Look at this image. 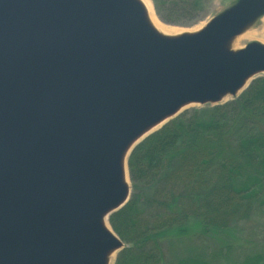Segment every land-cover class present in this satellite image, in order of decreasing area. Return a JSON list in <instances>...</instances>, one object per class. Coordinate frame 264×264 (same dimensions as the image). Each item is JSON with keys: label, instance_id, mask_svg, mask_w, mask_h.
Masks as SVG:
<instances>
[{"label": "water", "instance_id": "95a60500", "mask_svg": "<svg viewBox=\"0 0 264 264\" xmlns=\"http://www.w3.org/2000/svg\"><path fill=\"white\" fill-rule=\"evenodd\" d=\"M262 16L235 0L165 34L142 0H0V264H114L130 153L264 75V43L234 48Z\"/></svg>", "mask_w": 264, "mask_h": 264}, {"label": "trees", "instance_id": "16d2710c", "mask_svg": "<svg viewBox=\"0 0 264 264\" xmlns=\"http://www.w3.org/2000/svg\"><path fill=\"white\" fill-rule=\"evenodd\" d=\"M204 1L163 0V19L194 21ZM128 171L130 198L109 217L124 242L114 264H210L208 241L231 248L234 223L264 204V75L233 100L185 109L149 134ZM262 262L254 253L241 264Z\"/></svg>", "mask_w": 264, "mask_h": 264}, {"label": "rangeland", "instance_id": "374dc122", "mask_svg": "<svg viewBox=\"0 0 264 264\" xmlns=\"http://www.w3.org/2000/svg\"><path fill=\"white\" fill-rule=\"evenodd\" d=\"M147 1H149L152 11L157 19L165 25L175 29L171 34H179L182 32L198 30L212 16L231 5L235 0L204 1L201 3L200 9L197 11L198 15L194 21L189 19L188 16H185L179 20V23H167L164 21L163 18L166 16V10L161 5V1L163 0H157L158 7H156L153 0ZM247 33H252V37H244L240 39L238 43H234V48L243 47L250 41L264 43V16H262L251 29L245 31L239 36ZM229 99L230 98L226 101ZM199 106L200 105L192 104L186 107V109ZM227 234H232L229 236L231 248H222V250L219 251V246L215 241H208L206 245L207 248L203 247L204 259L209 261L210 264H241L245 258L254 253H260L263 256L262 264H264V204L255 206L247 219L234 223L233 228H231Z\"/></svg>", "mask_w": 264, "mask_h": 264}, {"label": "bare ground", "instance_id": "6f19581e", "mask_svg": "<svg viewBox=\"0 0 264 264\" xmlns=\"http://www.w3.org/2000/svg\"><path fill=\"white\" fill-rule=\"evenodd\" d=\"M142 2L144 3V5H145V7H146V9H147V11H148L149 18H150L152 24L154 25V27H155L156 29H158L159 31H161L162 33H165V34H171L172 32L175 31V29H174L173 27L167 26V25H165L164 23L160 22V21L157 19V17L154 15V13H153V11H152V8H151V5H150L149 1H147V0H142ZM244 37H252V33H247V34H245V35H242V36L237 37V38L235 39L234 43H238L239 40L242 39V38H244ZM227 99H228V97L225 98V99L223 100V102L226 101ZM126 179L128 180V175H127V178H126ZM128 181H129V180H128ZM114 257H115V255L112 256L111 264H112L113 261H114Z\"/></svg>", "mask_w": 264, "mask_h": 264}]
</instances>
